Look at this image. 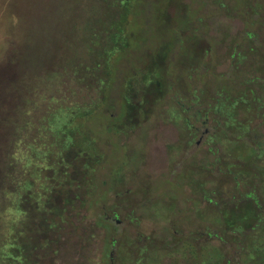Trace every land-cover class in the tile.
Masks as SVG:
<instances>
[{
    "label": "rangeland",
    "instance_id": "obj_1",
    "mask_svg": "<svg viewBox=\"0 0 264 264\" xmlns=\"http://www.w3.org/2000/svg\"><path fill=\"white\" fill-rule=\"evenodd\" d=\"M88 5V0H0V121L16 123L12 109L23 101L14 146L30 140L44 98L63 87L58 64L83 35L79 22ZM74 17L81 20L72 30ZM129 26L132 37L114 59L110 87L115 92L122 74L133 68L128 72L133 101L150 103L112 134L105 128L109 120L98 121V115L92 122L102 158L81 162L72 152L73 167L55 195L69 223L80 219L81 226L63 225L48 234L47 215H37L39 235L50 241L37 257L41 264H213L221 257V264H241L234 236L220 219L234 207L233 185L219 173L244 153L235 142L253 151L260 143L264 147V106L252 107L255 96L264 104V0H136ZM105 37L102 33L101 45ZM118 44L120 51L126 40ZM156 54L162 56L165 88L147 91L143 79L156 78L144 68ZM66 86L79 89L76 99L97 97L74 83ZM237 96L246 103L236 116L246 125L243 131L224 126L225 110L217 112L219 104ZM106 103L105 108L112 104ZM9 132L0 124V137ZM262 155L244 174L248 183L257 174L252 190L264 208ZM97 191L99 213L114 230L91 228L97 213L90 203Z\"/></svg>",
    "mask_w": 264,
    "mask_h": 264
},
{
    "label": "trees",
    "instance_id": "obj_2",
    "mask_svg": "<svg viewBox=\"0 0 264 264\" xmlns=\"http://www.w3.org/2000/svg\"><path fill=\"white\" fill-rule=\"evenodd\" d=\"M88 1L86 19L79 22L83 35H79L78 43L73 44L74 49H68L66 57L63 56L58 64L60 71L57 76L60 81H64H61L63 89L60 87L54 94L51 93L44 98V111L39 117L34 116L38 123V126H35L36 132L34 134L31 132L32 137L21 147L14 146L16 124L20 121L22 112L18 107L23 105V101L14 105L12 109L17 117L16 123L8 120L0 121L1 125L5 122L10 130L7 136L5 133L3 135L5 137H0V141L5 138L4 142L0 143V264H41L37 252L42 248H48L50 241L40 237L37 215H47L49 221H44V230L48 234L60 230L63 225L73 226V229L81 226L80 219L75 221V225L70 224L68 212L58 207L55 201L56 193L58 191L60 193L65 184V177L73 167L72 152L81 162L95 156L98 157L96 161L98 163L102 158L99 138L91 126L96 117L99 115L98 121L109 120L105 128L112 134L114 126L117 128L125 121L131 122L136 116L135 113L142 110L143 106L146 108L150 103L147 101L140 105L133 101L135 97L132 96L130 85L132 77L128 76V72L133 71V68L122 74L120 82L117 81L115 92L112 86L110 87L115 73L114 59L126 50L132 37L129 31V17L136 0ZM81 12L84 13V8H81ZM71 20L73 24L81 19L74 17ZM75 25H72V30L75 29ZM102 33L106 37L104 44L101 45ZM251 36V34L246 35L247 38ZM124 39L126 45L123 44L122 50L118 51V43ZM105 43L106 48H104ZM161 57L156 54L152 57L153 61L144 68L145 70L143 69L146 71L145 75L151 74L156 78L152 82L143 79L147 84L145 86L147 91L150 88L159 91L165 88L162 82L163 69L159 65L162 62ZM66 82L74 83L80 90L93 91L97 97L94 101L89 100L90 102L87 100L85 102L83 98L76 99L79 89L66 86ZM31 88L26 89L27 93ZM72 96L75 98L72 99ZM252 99V107L254 106L255 111L264 106L260 104L262 99L259 96ZM107 101L112 104L105 108ZM239 104L241 106L246 104L241 96L232 98L231 102L219 104L217 112L225 110L224 126H235L243 131L246 125L236 118L238 110L241 111ZM243 138L244 135L236 139ZM238 143L243 147L244 153H236L237 162L228 164L219 173L220 178L231 181L233 186L229 188L235 202L232 211L223 214V219L222 217L220 219L225 229L234 236V239L230 238L237 249L239 262L264 264V208L261 207L260 196L255 195L252 190L257 174L253 175V183L252 181L248 183V177L245 176L249 173L247 167H257L255 162L263 157L264 147L261 143L255 145L253 149L257 150L256 154L248 149L249 147L241 144V141L234 144ZM81 165L87 166L85 163ZM233 167L235 169L231 170ZM243 187L249 189L241 191ZM260 188L259 194L264 197V182L260 184ZM218 191L223 192L220 187ZM100 199L99 191L91 199L90 208L97 213L91 228L114 230L113 224L99 213ZM113 218L115 219V216ZM114 244L115 239L112 238L110 245ZM222 258L215 260L213 264H221Z\"/></svg>",
    "mask_w": 264,
    "mask_h": 264
},
{
    "label": "flooded vegetation",
    "instance_id": "obj_3",
    "mask_svg": "<svg viewBox=\"0 0 264 264\" xmlns=\"http://www.w3.org/2000/svg\"><path fill=\"white\" fill-rule=\"evenodd\" d=\"M210 201H212V202H213V200H212V199H210Z\"/></svg>",
    "mask_w": 264,
    "mask_h": 264
}]
</instances>
